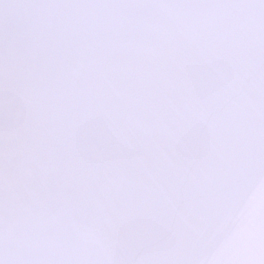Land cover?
Returning a JSON list of instances; mask_svg holds the SVG:
<instances>
[{
  "label": "water",
  "instance_id": "1",
  "mask_svg": "<svg viewBox=\"0 0 264 264\" xmlns=\"http://www.w3.org/2000/svg\"><path fill=\"white\" fill-rule=\"evenodd\" d=\"M0 264H264V0H0Z\"/></svg>",
  "mask_w": 264,
  "mask_h": 264
}]
</instances>
